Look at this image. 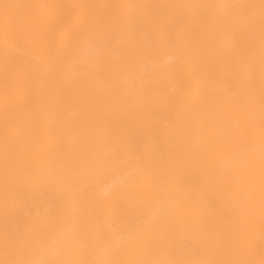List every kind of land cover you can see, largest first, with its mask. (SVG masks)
<instances>
[{"label":"bare ground","instance_id":"obj_1","mask_svg":"<svg viewBox=\"0 0 264 264\" xmlns=\"http://www.w3.org/2000/svg\"><path fill=\"white\" fill-rule=\"evenodd\" d=\"M0 264H264V0H0Z\"/></svg>","mask_w":264,"mask_h":264}]
</instances>
